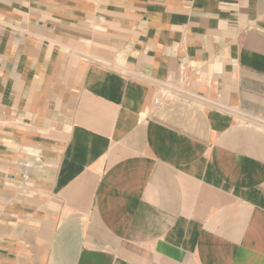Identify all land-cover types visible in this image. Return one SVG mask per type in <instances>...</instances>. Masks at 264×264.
Returning <instances> with one entry per match:
<instances>
[{"label": "crops", "instance_id": "obj_1", "mask_svg": "<svg viewBox=\"0 0 264 264\" xmlns=\"http://www.w3.org/2000/svg\"><path fill=\"white\" fill-rule=\"evenodd\" d=\"M0 264H264V0H0Z\"/></svg>", "mask_w": 264, "mask_h": 264}]
</instances>
